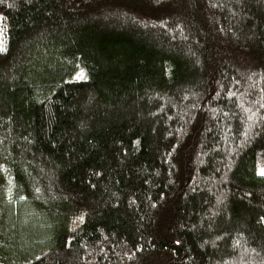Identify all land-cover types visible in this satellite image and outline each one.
I'll return each instance as SVG.
<instances>
[{
	"label": "trees",
	"instance_id": "trees-1",
	"mask_svg": "<svg viewBox=\"0 0 264 264\" xmlns=\"http://www.w3.org/2000/svg\"><path fill=\"white\" fill-rule=\"evenodd\" d=\"M0 48V264H264V0H0Z\"/></svg>",
	"mask_w": 264,
	"mask_h": 264
},
{
	"label": "rangeland",
	"instance_id": "rangeland-1",
	"mask_svg": "<svg viewBox=\"0 0 264 264\" xmlns=\"http://www.w3.org/2000/svg\"><path fill=\"white\" fill-rule=\"evenodd\" d=\"M7 221H8L7 215L2 214V218H0V232L6 231ZM0 242H1V239H0Z\"/></svg>",
	"mask_w": 264,
	"mask_h": 264
},
{
	"label": "snow or ice",
	"instance_id": "snow-or-ice-1",
	"mask_svg": "<svg viewBox=\"0 0 264 264\" xmlns=\"http://www.w3.org/2000/svg\"><path fill=\"white\" fill-rule=\"evenodd\" d=\"M0 50H2V48H0ZM80 78H83V74H81V77Z\"/></svg>",
	"mask_w": 264,
	"mask_h": 264
}]
</instances>
